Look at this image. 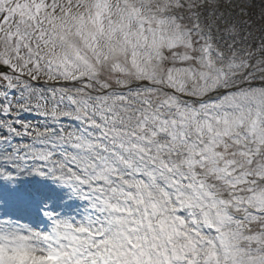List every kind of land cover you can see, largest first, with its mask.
<instances>
[{
	"label": "snow or ice",
	"instance_id": "1",
	"mask_svg": "<svg viewBox=\"0 0 264 264\" xmlns=\"http://www.w3.org/2000/svg\"><path fill=\"white\" fill-rule=\"evenodd\" d=\"M0 264H264V0H0Z\"/></svg>",
	"mask_w": 264,
	"mask_h": 264
}]
</instances>
